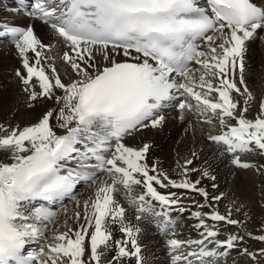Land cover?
Listing matches in <instances>:
<instances>
[{
  "label": "snow or ice",
  "instance_id": "6c2138e0",
  "mask_svg": "<svg viewBox=\"0 0 264 264\" xmlns=\"http://www.w3.org/2000/svg\"><path fill=\"white\" fill-rule=\"evenodd\" d=\"M31 9L55 44L44 43L32 26L8 22L0 23V38L10 36L21 58L26 74L15 75L28 107L39 100L52 107L23 128L0 124V264H144L142 230L126 222L117 197L135 209L137 221L151 217L170 235L171 264H219L246 236L264 243V234L247 230L216 239L219 222L243 225L230 208L221 214L215 207L223 193L210 196L200 179L189 178L199 173L215 181L207 168L177 161L182 179L176 180L148 162L150 143H125L163 127L165 110L178 109L182 121L191 116L219 129L207 134L219 157L264 175V164L242 159L254 152L264 157V96L249 118L256 97L245 78L246 43L264 42V0H32ZM82 184L92 190L84 199ZM163 189L203 197L191 211L200 239L174 238L169 213L188 209L182 194ZM66 200L74 210L68 216L65 207L63 219L43 204L32 206ZM241 254L253 264L264 261V248L241 247Z\"/></svg>",
  "mask_w": 264,
  "mask_h": 264
},
{
  "label": "bare ground",
  "instance_id": "6f19581e",
  "mask_svg": "<svg viewBox=\"0 0 264 264\" xmlns=\"http://www.w3.org/2000/svg\"><path fill=\"white\" fill-rule=\"evenodd\" d=\"M6 15L4 14L3 16L8 18L9 16ZM32 25L36 35L44 43L51 42L55 44L54 39L50 40L51 30L47 25L36 18L32 20ZM246 46L247 49L251 48L253 51L251 53L246 52L245 65L250 57H256L254 65L257 66V71L254 72L253 70L252 79L245 73L248 86L256 97V100L251 102L252 107L247 115L249 118H254L259 110V106L257 107L259 100L264 96V81L260 80L258 75L256 76L258 71L264 70V42L255 39L248 41ZM53 51H55L53 53L55 55L56 50L54 49ZM32 56L33 54L29 53V57L31 58ZM57 63L59 64L60 61H57ZM16 70H19L22 74H26L16 47H3V44L0 42V85L2 84L0 87V124L6 126L19 125L23 128L36 122L41 113L52 107V102L39 100L35 102L34 107L29 108L28 93L23 90L24 85L21 83L19 77L15 75ZM20 88L22 92L19 91ZM165 118L163 127L158 128L161 132H157V129L149 128L137 133L134 138H129L125 143L136 147L145 142L150 143L151 148L147 156L148 162L150 164L158 162L159 166L168 172L173 179H182L178 175L179 168L177 167V161L182 165L185 159L193 160L192 165H188L189 168L194 167L201 170L207 168L211 175L216 177V180L212 181L207 177L201 178L199 173H189V178L193 181L196 179L201 180L198 187H204L210 196L223 193V198L219 202H214V204L220 203L217 209L221 214H226L230 208L232 210V218L242 222L243 227L237 225L225 226L224 222H219V226L221 227L219 238L221 240L226 239L229 233L239 232L242 234L244 230L252 232L254 235L264 234L260 231L261 227L264 226V202L261 200V197L257 196V192L264 188V175L259 174L255 169L234 168L230 164L229 158L219 157L217 146L207 139L209 132L216 134L219 132V129L204 123H198L191 116L182 121L179 119L178 109L165 113ZM193 152L196 153V156L192 155ZM242 159L255 162L258 165L264 164V157L259 156L255 152L243 155ZM214 183L218 187L213 188L212 185ZM136 191H140L138 186L136 187ZM161 191L165 193L172 191L182 194V203L188 209L184 213L174 210L173 213L169 214L175 221V232L177 235L174 238L180 240L200 239V230L194 227L197 221L191 217V211L197 210L193 201L200 204L205 203L203 197L188 189H163ZM91 192L92 190L86 185L84 187L79 186L78 195L81 199L87 198ZM117 199L127 209L125 213L126 222H130L133 226H139L142 230L138 235V242L142 247L144 264H171L166 244L170 235H162L157 230L156 224L152 222L153 218L151 217L148 219L142 218L137 221L135 219V209L130 207L122 197H117ZM258 199L261 200L259 204L260 200ZM67 202H65L58 212L61 219L64 218L63 209L65 207H67L68 216H71L74 210V205ZM223 203L227 204L226 207H223ZM257 205H262L263 208ZM237 208H239V211L236 210ZM203 211L209 212L211 209L205 208ZM209 221V224L213 223ZM69 223H72V221H69ZM110 227L118 229L117 225H110ZM122 235L118 230L114 231L115 239H119ZM208 247L213 248L214 246ZM241 247H247L250 251L258 252L262 248V243L246 236L240 246L229 250L227 256L218 258L219 264H253L250 258L239 254L241 253ZM31 248L35 250L37 245L33 244ZM262 264H264V261H262Z\"/></svg>",
  "mask_w": 264,
  "mask_h": 264
},
{
  "label": "rangeland",
  "instance_id": "374dc122",
  "mask_svg": "<svg viewBox=\"0 0 264 264\" xmlns=\"http://www.w3.org/2000/svg\"><path fill=\"white\" fill-rule=\"evenodd\" d=\"M247 51H248L249 53H251V52L253 51V49L250 48V49H247ZM31 54H32V53H31ZM253 60L255 61V60H256V57H254V59H252V61H253ZM252 61H249L248 64H247V65L249 66V67H248V72H249V75H248V76H249L250 79H252V78H251V75L253 76L254 72L257 71V67L253 65L254 62L252 63ZM253 70H254V72H253ZM257 75L259 76L258 78H259L260 80L264 81V70H263V69H261L260 71H258L257 74H256V76H257ZM1 86H2V84L0 85V87H1ZM19 91L22 92L21 88L19 89ZM258 106H259V103H258L257 107H258ZM257 196H258V197H261V200L264 202V195H262V192H261V191L257 192ZM258 200H260V199H258ZM261 200H260L259 202L257 201L258 204L261 203ZM67 203H68V204H72L70 201H68ZM221 204H222V203H221ZM215 205H216L215 207L218 208V206L220 205V203H216ZM226 205H227L226 203H223V207H226ZM257 206H258V205H257ZM258 207H262V205H259ZM262 208H263V207H262ZM263 210H264V208H263ZM205 212H206V211H205ZM208 221H209V220H208ZM208 221H207V222H208ZM209 222L212 223L211 221H209ZM219 227H220V226H219ZM220 228H221V227H220ZM138 243H139V242H138ZM262 248H264V243H262ZM239 254L242 256L241 253H239Z\"/></svg>",
  "mask_w": 264,
  "mask_h": 264
}]
</instances>
